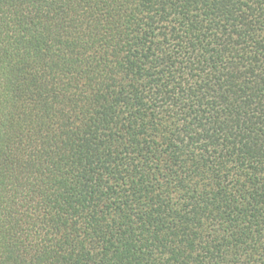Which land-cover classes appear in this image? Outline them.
Masks as SVG:
<instances>
[{"label": "trees", "instance_id": "trees-1", "mask_svg": "<svg viewBox=\"0 0 264 264\" xmlns=\"http://www.w3.org/2000/svg\"><path fill=\"white\" fill-rule=\"evenodd\" d=\"M0 264H264V0H0Z\"/></svg>", "mask_w": 264, "mask_h": 264}]
</instances>
